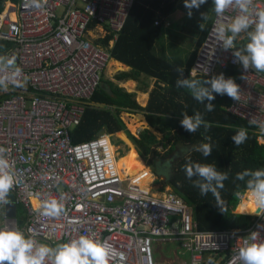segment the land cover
<instances>
[{
    "label": "built area",
    "instance_id": "obj_1",
    "mask_svg": "<svg viewBox=\"0 0 264 264\" xmlns=\"http://www.w3.org/2000/svg\"><path fill=\"white\" fill-rule=\"evenodd\" d=\"M41 2L35 8L29 0H4L0 10V56L15 59L23 80V87L0 90V147L15 173L10 201L24 208L20 219L0 204V211L5 209L0 227H18L51 246L94 235L112 249L109 264H209V257L213 264H238V249L252 232L257 243L264 241V210L251 213L245 228L197 229L188 206L172 190L164 187L157 194L138 183L143 172L119 173L118 152L108 134L71 140L109 59L111 47L100 40L111 33L107 43L115 41L133 0ZM254 8L264 10V0H254ZM235 15L233 9L214 15L190 74L233 78L239 99L225 95L227 110L248 122L253 116L264 119V73L245 72L233 55L237 47L225 50L214 31ZM263 138L259 133L258 141ZM236 195L243 199L246 193ZM50 199L61 200L65 212L44 215L42 204ZM174 239L181 241L187 260H155L152 244Z\"/></svg>",
    "mask_w": 264,
    "mask_h": 264
},
{
    "label": "trees",
    "instance_id": "obj_2",
    "mask_svg": "<svg viewBox=\"0 0 264 264\" xmlns=\"http://www.w3.org/2000/svg\"><path fill=\"white\" fill-rule=\"evenodd\" d=\"M174 1L133 0L124 25L117 33L114 44L109 48V56L130 66L131 73H143L155 78L145 106H140L135 93L128 92L111 80L100 78L99 84L88 98L89 102L84 106L80 123L70 132L71 140L84 141L93 137L101 128L106 133L117 132L125 128L120 119L121 112H143L148 126L161 136L156 138L149 128H143L139 130L137 138H132L141 154L148 156L153 165L158 166L162 158L167 156L166 161L169 162L170 169L166 173L165 182L188 206L196 228L200 230L245 228L251 223L253 216L230 210L238 198L236 192L246 188L244 182L235 179V175L245 169L264 168V143L257 140L254 126H250L248 121L227 110L229 103L227 96L213 93L215 99L212 103L215 107L212 112H207L204 104L193 99L188 90L177 88L176 81L180 76L176 66L163 53L154 52V43L164 28L163 19L171 12ZM3 5L4 0H0V10ZM208 28L209 25L203 28L197 41L198 46L205 40ZM111 37V33L105 34L100 43L106 45ZM246 42V34L242 33L234 45L237 49H242ZM195 53L194 51L192 55L195 56ZM193 60L190 57L183 66L185 78L190 76ZM227 69L229 73L234 72L232 67ZM130 71L119 72L116 78L118 80L128 78ZM192 76L201 81L211 78L202 74ZM197 111L203 114L208 127L201 126L195 133L190 134L180 125L183 118L181 113L193 115ZM241 127L248 130V139L237 146L231 136ZM205 137H211V140L208 141ZM117 140L119 141L113 143L118 144L121 141L119 138ZM209 142L212 144L210 156L204 157L195 150L199 144ZM158 146L164 149L163 152L157 149ZM189 160L194 163L213 164L218 171L229 174V179L219 190L226 209L224 212L220 211L211 193L201 196L199 189L193 186V181L186 177L184 166ZM245 197L239 209L253 213L256 206L248 193Z\"/></svg>",
    "mask_w": 264,
    "mask_h": 264
},
{
    "label": "clouds",
    "instance_id": "obj_3",
    "mask_svg": "<svg viewBox=\"0 0 264 264\" xmlns=\"http://www.w3.org/2000/svg\"><path fill=\"white\" fill-rule=\"evenodd\" d=\"M205 3L207 0H184V5L189 10L188 16L191 17L193 8L199 9ZM29 5L40 8L42 2L41 0H29ZM212 5L218 18L222 17L228 9L236 11V15L230 19L227 26L220 23L214 27L216 38L222 47L225 50L235 49L234 44L237 37L242 33L246 34L247 42L242 49H235L233 52L235 60L242 65L245 72L254 69L256 72L264 73V10H256L254 0H212ZM201 15L202 20L206 19L205 14ZM176 71L180 76L176 81L177 88L188 90L193 99L204 104L207 112H212L215 107L212 103L215 99L213 93L221 96L227 95L235 101L239 99L240 86L231 77L225 78L221 73L201 81L194 78L192 74L185 78L182 66L177 65ZM21 75L22 70L16 66L14 58L0 56V90H7L10 84L15 87H23ZM241 78L245 79L244 76ZM88 102L87 99L85 104ZM181 116L183 118L180 120V125L190 134L195 133L201 126L208 127L203 114L199 111L193 115L184 112L181 113ZM249 125L254 126L257 140L259 133L264 135V119L253 116L249 119ZM100 134L107 133L104 130V133ZM108 135L111 139V134ZM205 139L210 141L211 137H205ZM231 139L237 146L243 144L248 139V130L244 127L237 129ZM261 143H264V138ZM114 146L118 152L119 146L117 144ZM195 150L202 153L204 157H208L212 154V144L210 142L201 143ZM184 171L186 177L193 181V186L199 189L201 196L211 193L220 211L226 210L219 190L229 179L227 172L218 171L213 164L194 163L190 160L185 164ZM162 173L166 176L167 172ZM162 179L165 180V178ZM235 179L244 182L246 188L241 191L244 190L245 193H248L257 209L264 210V168L245 169L236 173ZM15 183V173L5 156V149L0 147V204L10 203L9 196ZM164 185H167L166 188L171 190L168 183L165 182ZM161 187L164 186L161 185L159 188L162 189ZM244 198L246 199V197ZM243 199L237 198L230 210L237 212L234 209L236 207L239 209ZM17 207L15 206V212L18 213ZM42 210L44 215L51 217H58L65 212L62 201L57 199L44 201ZM241 214L252 215L246 211ZM112 254V249L107 241L97 240L94 235H80L76 239L51 246L46 243H38L31 235H26L18 227L11 228L7 225L0 227V264H109ZM236 260L238 264H264V241L257 243V232L251 233L250 240H244L243 246L238 249ZM209 264H213L212 257H209Z\"/></svg>",
    "mask_w": 264,
    "mask_h": 264
},
{
    "label": "rangeland",
    "instance_id": "obj_4",
    "mask_svg": "<svg viewBox=\"0 0 264 264\" xmlns=\"http://www.w3.org/2000/svg\"><path fill=\"white\" fill-rule=\"evenodd\" d=\"M196 19H198V21H199V19H200L199 14L196 15ZM189 20H191V18ZM208 21H209V18L206 16V19L203 20L202 25L197 27L196 29H194V31L192 33H189L190 35H188V37H190L192 42H188L184 38L179 39V40L177 38H175V36L180 35V34H178V30H180V29L183 30V28H187L185 26V25H187V23L184 20H181L180 23H176V21H174V19H173L171 22L172 23L171 26H169V28H168V31L171 34V38L170 39H164V41H163L164 44L161 45L159 52L164 54L165 51H163V48H165L167 54L171 55V58L168 56L167 57L169 58L170 61H172L174 63H178V61L175 60V57L176 58L180 57L178 59L180 61L188 60L190 57L193 58L194 55H192V54L198 47L197 39L200 38V35L203 31V28H205V25L207 24ZM179 24H181V25H179ZM201 27H202V29H201ZM188 28H190V27H188ZM164 31L166 32L165 28H164ZM95 35L96 34H94L92 31L90 32L91 38L96 37ZM181 35H184V34H181ZM159 44L160 43H157L156 46H158ZM109 60H111V59H108L104 69L101 72L102 76L106 75V73H108V71H111L113 68L112 62H111L112 65L108 64ZM112 72H114V70ZM114 77H115L114 79H116V75ZM124 85H125V87L128 86L127 83ZM122 87H124V86L122 85ZM135 98L138 102L139 101L141 103L145 102V99H141L140 93H136ZM139 115H140L139 112H138V114L137 113H129L126 111L121 112L120 113V119H122V122H123L125 128L122 130H119L117 132L107 133V134H111V141L114 143L119 141V140H117V138H119L121 140L117 144V146H119L118 147L119 157H118L117 161L128 159V157L132 153V150L136 151V153L139 155V157L142 158V160L144 161L141 168L140 169L133 168L132 171L129 173V176H131V177L135 176L139 171L146 169L147 170L146 176L148 178L147 186H149L152 191L159 194L162 191L159 187L161 185L166 187L167 185L166 186L164 185L165 182H163V181H165V180L162 179V177L158 173H161L162 169H164V171H166L168 173L170 165H169V162L166 161L167 156H164L161 160L162 162H160L157 166L155 164L153 165V163L150 161L148 156H143L141 154L138 146L136 145V143L134 142V140L132 138V137H135V138L138 137V133H139L140 129L149 128L155 134L156 138H159L161 135H160V133L154 131L151 127H149L146 124V120H143L142 117L140 120H136L135 116H139ZM118 132H121V133H118ZM157 149L158 150L160 149L159 150L160 152H163V150H164V149H161L159 146L157 147ZM164 161H166V162H164ZM149 172H150V174H149ZM17 211H18L19 218L23 219L24 208L22 207V205H18ZM41 243H44V242L41 241ZM152 250H153V258L157 261L170 259V260H174L176 262V261H181V260H187V258H188L187 251H185L183 249V247L181 246V241H179L178 239L169 240V241L154 242L152 244Z\"/></svg>",
    "mask_w": 264,
    "mask_h": 264
},
{
    "label": "crops",
    "instance_id": "obj_5",
    "mask_svg": "<svg viewBox=\"0 0 264 264\" xmlns=\"http://www.w3.org/2000/svg\"><path fill=\"white\" fill-rule=\"evenodd\" d=\"M188 11L189 10L184 5V0H175L174 1L171 12L163 19L162 24H163V27L166 29V32L164 31V28H163V30L161 31V33L159 34V36L157 37V39L154 43L153 48H154V52L156 54H161V52H159V50L161 48V45L164 44L163 43L164 39H170L171 38V34L168 31V28H169V26H171V24H172L171 22L173 19H174V21H176V23H180L181 20H184L187 23V25H185L187 28H183L184 31L182 29L178 30V34H180V35L175 36V38H177L178 40L184 38L188 42H192V40L190 39V37H188V35H190L189 33H192L194 31V29L197 28L196 27L197 24L200 26L202 25L203 20H202L201 14H205L209 18V21L207 22V24L205 26L209 25V27H210L211 20L215 14V12L213 10L212 0H207V3L201 5L199 9L193 8L191 10V12H192L191 17H188ZM197 14H199V16H200L199 21H198V19H196ZM190 18H191V20H189ZM179 25H181V24H179ZM188 27H190V28H188ZM181 34H184V35H181ZM198 40H199V38L197 39V41ZM157 43H160V44L158 46H156ZM107 44L109 47H112L114 42L108 41ZM198 47H197V49H198ZM197 49L195 50V52L197 51ZM163 51H165L166 54L164 53V55L167 59H169L168 57L171 58V55L167 54L165 48H163ZM194 57H193V59H194ZM179 58L180 57H178V58L175 57V60L178 61V63H174L172 61L171 62L175 66L179 65V66L183 67L184 64L190 59L189 58L188 60L180 61V60H178ZM109 59H111V60H109L108 64L112 65L111 64V62H112L113 68L111 71H108V73H106V75H104V76L101 75V78L111 80L120 87H122V85L125 87L124 84L127 83L128 86L125 88L123 87V88L125 90H127L128 92H133L135 94L140 93L141 99H145V102L144 103H141L140 101L139 102L137 101V102L140 104V106H145V104L148 100V92L153 87L155 78H153L151 76H147L143 73H136V72L131 73L130 66L114 59L111 56H109ZM113 70H114V72H112ZM122 71H126L128 73L130 71L128 78H124L121 80H118L117 78L114 79L115 78L114 76L117 75L119 72H122ZM158 83L160 85H162V83H160V82H158ZM136 113L138 114V112H136ZM139 114H140L139 116L142 117L143 120H146L143 112L142 113L139 112ZM146 124H147V122H146ZM164 172H166V171H164ZM4 212H5V209H3V211H0V217Z\"/></svg>",
    "mask_w": 264,
    "mask_h": 264
},
{
    "label": "bare ground",
    "instance_id": "obj_6",
    "mask_svg": "<svg viewBox=\"0 0 264 264\" xmlns=\"http://www.w3.org/2000/svg\"><path fill=\"white\" fill-rule=\"evenodd\" d=\"M135 118H136V120L141 119L140 116H136ZM117 160H118V158H117ZM117 160H116V165H117V168L119 170V173L122 176L129 175V173L132 171L133 168L140 169L142 164L144 163L142 158H140L139 155L136 153V151H133V150H132L131 155L128 157V159H124L121 161H117ZM140 172H143V175L141 177H139L138 183L141 186H147V183H148V181H147L148 178L146 176L147 170L143 169V170L139 171L136 175H138ZM243 201H244V199H243ZM243 201L240 203V205L243 204ZM240 205H239V207H240Z\"/></svg>",
    "mask_w": 264,
    "mask_h": 264
},
{
    "label": "water",
    "instance_id": "obj_7",
    "mask_svg": "<svg viewBox=\"0 0 264 264\" xmlns=\"http://www.w3.org/2000/svg\"><path fill=\"white\" fill-rule=\"evenodd\" d=\"M100 133H104V129H100L98 131V134ZM159 175L162 177V178H166L165 174L164 173H159ZM259 209L256 208L255 212H258ZM6 212L10 215H14L15 214V204L10 201V203L6 204Z\"/></svg>",
    "mask_w": 264,
    "mask_h": 264
},
{
    "label": "flooded vegetation",
    "instance_id": "obj_8",
    "mask_svg": "<svg viewBox=\"0 0 264 264\" xmlns=\"http://www.w3.org/2000/svg\"><path fill=\"white\" fill-rule=\"evenodd\" d=\"M162 172H164V169H162Z\"/></svg>",
    "mask_w": 264,
    "mask_h": 264
}]
</instances>
